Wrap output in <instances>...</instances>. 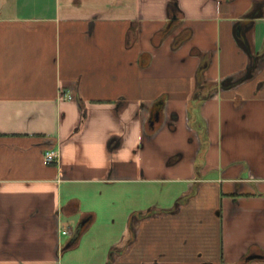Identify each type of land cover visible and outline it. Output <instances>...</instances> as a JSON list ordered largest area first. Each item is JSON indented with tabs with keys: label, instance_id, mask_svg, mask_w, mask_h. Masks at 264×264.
Wrapping results in <instances>:
<instances>
[{
	"label": "crops",
	"instance_id": "0c3cea01",
	"mask_svg": "<svg viewBox=\"0 0 264 264\" xmlns=\"http://www.w3.org/2000/svg\"><path fill=\"white\" fill-rule=\"evenodd\" d=\"M109 259L264 264V0H0V264Z\"/></svg>",
	"mask_w": 264,
	"mask_h": 264
},
{
	"label": "built area",
	"instance_id": "2783aa9c",
	"mask_svg": "<svg viewBox=\"0 0 264 264\" xmlns=\"http://www.w3.org/2000/svg\"><path fill=\"white\" fill-rule=\"evenodd\" d=\"M43 158L46 163H55L59 158V150L54 147L45 148Z\"/></svg>",
	"mask_w": 264,
	"mask_h": 264
},
{
	"label": "water",
	"instance_id": "95a60500",
	"mask_svg": "<svg viewBox=\"0 0 264 264\" xmlns=\"http://www.w3.org/2000/svg\"><path fill=\"white\" fill-rule=\"evenodd\" d=\"M154 118H150L149 120V126L154 127V122L159 120V111H155V113L153 114ZM82 225L83 222H81L75 229L74 232L72 234L71 240H77L78 237L80 236L81 233V229H82Z\"/></svg>",
	"mask_w": 264,
	"mask_h": 264
},
{
	"label": "trees",
	"instance_id": "16d2710c",
	"mask_svg": "<svg viewBox=\"0 0 264 264\" xmlns=\"http://www.w3.org/2000/svg\"><path fill=\"white\" fill-rule=\"evenodd\" d=\"M146 214H153V211L152 210H150V211H148V212H146ZM138 216V213L137 212H135V213H132L131 215H130V218H129V227H130V224H132L133 223V219L135 218V217H137ZM138 219V218H137ZM83 230H84V226L82 227V229H81V233L83 232ZM81 233H80V235H81ZM112 251V250H111ZM123 251V250H122ZM110 263V259H109V262H108V264Z\"/></svg>",
	"mask_w": 264,
	"mask_h": 264
}]
</instances>
